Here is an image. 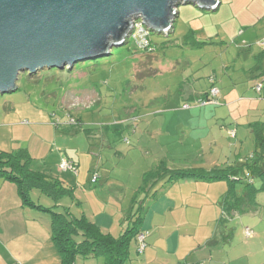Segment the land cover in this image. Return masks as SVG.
<instances>
[{"label": "rangeland", "instance_id": "obj_1", "mask_svg": "<svg viewBox=\"0 0 264 264\" xmlns=\"http://www.w3.org/2000/svg\"><path fill=\"white\" fill-rule=\"evenodd\" d=\"M219 3L218 9L212 11L180 5L175 33L166 37L152 32L150 36L156 49L155 56L140 51L130 39L127 45L114 47L109 57L79 63L70 70L66 67L64 70L45 69L34 75L21 73L18 90L0 95L2 148L7 152L28 151L32 170H42L47 165L53 168L52 173L49 172L54 178L65 182L68 179L58 174L53 166L57 164L56 155L69 153L75 159L80 158L81 175L86 171L84 188L76 189L74 184L66 186L73 196L71 194L58 202L35 189L30 194L34 202L45 207L58 203L60 207L56 211L69 207L75 215L85 212L90 219L93 213L105 209V197L112 198L120 209L126 211L140 212L142 207L149 205L148 191L153 183L146 184L145 177L152 176L158 167L157 160L167 152L166 132L159 131L161 123L159 127L152 123L155 115L153 101L168 94L171 99L176 94L179 96L185 86L182 76L194 73L192 79L193 74L188 77L190 84H196L205 92L210 77H215L222 93L218 106H204L205 109L227 111L229 104L253 90L249 85L259 72H264V57L261 56L264 55L261 46L264 40V0H219ZM177 38L185 40L177 42ZM183 45H194L196 49L191 52ZM164 53L171 58L188 56L170 63V59L155 62L156 56L163 58ZM155 69L168 71L162 75L148 74ZM191 105L192 109L203 108ZM236 111L234 116L249 124L248 128L240 126L244 138H240L239 149L246 160L251 153L257 160V136L264 127V99L257 94L249 108ZM199 121L198 118H189L187 126L193 136L205 140L207 130L198 127ZM214 128L211 134L219 140L215 158L227 160L233 141L220 127ZM221 134L225 139L219 138ZM210 156L206 154L204 157ZM176 163L169 160L171 170L192 167L190 163ZM96 174L99 175L98 183L91 184ZM226 183L228 192L232 191L229 182ZM254 184L260 188V178L255 177ZM241 186L237 184V190ZM88 197L91 208L88 207ZM257 199L264 207V193H260ZM44 215L51 220V214ZM237 220L230 221L233 235L237 243H244L248 240L243 231L245 226ZM135 245L134 242L128 264L137 262ZM76 264H104V260L101 257H79Z\"/></svg>", "mask_w": 264, "mask_h": 264}, {"label": "crops", "instance_id": "obj_2", "mask_svg": "<svg viewBox=\"0 0 264 264\" xmlns=\"http://www.w3.org/2000/svg\"><path fill=\"white\" fill-rule=\"evenodd\" d=\"M180 14L177 10L176 19L180 17ZM176 25L175 21L174 27L170 31L171 35L175 33ZM185 39L177 38V42H182ZM183 47L191 52L196 49L194 45H183ZM187 56L183 54L171 58L164 53L163 58L156 56L155 62L159 60L165 62L170 59V63L171 60L178 61ZM261 56L264 57V55ZM155 62L153 65H156ZM162 70L155 69L151 75H162L168 71ZM262 71L249 85L253 90L229 104L227 111L205 109V107L192 109V106L185 109L184 106L187 103H193L196 99L206 95L211 85L209 79V88L203 92L198 89L196 84H190V80H188L192 74L191 79L193 78L194 73H184L186 77L182 76V82L185 83V86H182L179 96L176 94L174 99H171L168 94L164 98H157L153 101L155 115L152 123L156 124V127H159L161 123L159 131L162 133L165 131L167 134L164 135L167 152L163 153L164 156H161L157 163L164 161L169 168H171L169 160L177 162L176 164L178 162L190 163L192 167L186 169L202 167L208 171L214 168L234 166L237 168L234 170V174L237 177L245 178L244 175H248L245 165L251 164L250 159L256 161L257 157L253 153L247 156L249 157L247 160L243 157L239 144L242 143L240 138H244V132L240 126L248 128L249 124H245L234 115L237 113L236 110L240 112L243 107L249 108L250 104L255 102L257 94L264 99V86L260 92L255 88L263 82ZM158 102H160V106H158ZM171 111L175 112L171 113ZM189 118L200 119L198 127L205 128L208 134L205 140L190 133L187 126ZM214 126L227 132L233 141L228 149L230 157L227 160L222 161L215 158L219 140L211 134L212 128L215 129ZM171 127H173L172 130ZM232 132H235L234 137L231 135ZM219 138L225 139L222 134ZM171 148L173 149L171 150ZM225 148L226 144L222 151ZM0 151L7 152L1 146ZM206 154H211V156L204 157ZM234 156L237 157L236 160ZM56 157L57 164L53 165L55 170H58V174L64 175V179H68V182L60 179L63 185L66 187L74 184L76 189L84 188L86 181L84 173L86 171L82 174L84 175L82 179L80 158L75 159L69 153L66 156L61 154ZM64 159L74 162L78 172L61 171L59 165ZM51 169L53 168H48L46 165L44 169L37 168L34 171L52 176ZM59 171L61 172L59 173ZM0 182V264H61L59 250L51 236V220L49 221L48 217H45V212L23 205L15 183ZM164 182L165 180L161 181L158 187H162ZM228 186L225 180L205 182L195 179H180L162 188L157 198L149 202L145 212L142 230L148 232V238L147 247L141 254L138 252V245L135 241V251L138 256L136 264H264V216L258 213H246L238 216L226 214L223 201ZM89 199L88 197V207L91 208ZM104 203L106 204L105 209L93 213L92 219L85 212L82 214H85L102 230L118 237L129 226V223L126 225L129 211L120 209L112 198L105 197ZM234 219H238V223L245 226L243 231L248 240L244 243H237L233 235L234 229L231 227L230 221ZM246 229L252 231L251 237H247ZM132 246L133 244H131L130 252Z\"/></svg>", "mask_w": 264, "mask_h": 264}, {"label": "water", "instance_id": "obj_3", "mask_svg": "<svg viewBox=\"0 0 264 264\" xmlns=\"http://www.w3.org/2000/svg\"><path fill=\"white\" fill-rule=\"evenodd\" d=\"M180 5L217 10L219 0H0V95L18 90L21 73L73 69L111 55L141 20L173 29Z\"/></svg>", "mask_w": 264, "mask_h": 264}, {"label": "trees", "instance_id": "obj_4", "mask_svg": "<svg viewBox=\"0 0 264 264\" xmlns=\"http://www.w3.org/2000/svg\"><path fill=\"white\" fill-rule=\"evenodd\" d=\"M167 37H171V32L167 34ZM128 43L129 41L125 45ZM155 52L156 49H154L150 40V47L144 53L153 55ZM148 74H151V72ZM261 76L263 77V82L260 84L264 86V72ZM211 78L215 79V83L211 84L210 82L211 86L208 93L196 99L193 104L197 105V101L200 99H209V93L212 87L219 89L216 78ZM220 94L219 89V96ZM219 96L217 97L218 105ZM191 104L189 105L192 106ZM263 133L264 127L261 128L260 135L257 136L256 153L258 159L251 164L245 165L248 170V175H244L246 176L245 178L237 177L234 174V170L237 169L234 166L214 168L210 171L202 167L171 170L168 164L162 161L157 163L158 167L150 178L145 177L146 184L153 183V187L151 186L148 191L150 201H154L157 198L162 188L180 179H195L205 182L225 180L232 187V191H227L224 196L223 205L226 214H235L238 216L246 213H258L264 216V207L258 203L257 199L260 193H264ZM31 162L32 158L30 153L26 150H20L18 152L0 151V181L13 182L17 185L18 193L24 206L51 214V236L59 250L61 264H76V260L79 257L86 259L101 257L104 260V264H128L131 259V244L136 241L139 252L138 237L142 232L146 234L145 244L147 247L148 232L143 231L142 226L145 212L149 205L142 207L140 212L129 211L127 216L128 228L118 237H114L109 232L99 228L86 215H75L69 207H62L63 211L60 212L55 210L59 206L58 203L53 207H45L34 202L30 194L35 189L58 202L66 196L71 194L73 196V193L59 179L32 170L30 167ZM255 177L261 180L260 188L255 187ZM163 180L165 182L162 184V187H158V184L161 181L163 182ZM237 184L242 185L241 189L237 190Z\"/></svg>", "mask_w": 264, "mask_h": 264}, {"label": "built area", "instance_id": "obj_5", "mask_svg": "<svg viewBox=\"0 0 264 264\" xmlns=\"http://www.w3.org/2000/svg\"><path fill=\"white\" fill-rule=\"evenodd\" d=\"M150 34L151 31L144 25V23L141 20H136L133 21V33L126 40V42L129 41L130 39H133L138 49L144 52L150 47ZM261 46L263 47L264 50V40L261 43ZM214 81H215L214 78L210 79L211 84H214L215 83ZM262 88H263V84H259L256 86V90L258 92H260ZM218 96H219V89L216 87H212L209 93V99H200L197 101V105L198 106L218 105V99H217ZM190 107L191 106L189 104H186L184 106L185 109H189ZM231 135L234 137L235 132H232ZM59 168L61 171L64 172L67 171H71L74 173L78 172L76 164L68 159H64L61 162ZM98 179H99V175L98 174L94 175V177L91 180L92 184H96L98 182ZM252 234L253 233L250 229H246L247 237H251ZM145 239H146V234L142 232L138 237L140 253H142L146 248Z\"/></svg>", "mask_w": 264, "mask_h": 264}]
</instances>
